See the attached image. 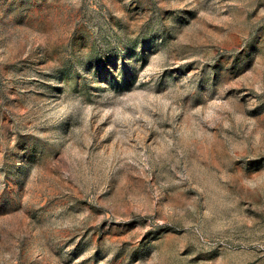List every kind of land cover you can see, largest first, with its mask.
I'll list each match as a JSON object with an SVG mask.
<instances>
[{"label": "rangeland", "instance_id": "rangeland-1", "mask_svg": "<svg viewBox=\"0 0 264 264\" xmlns=\"http://www.w3.org/2000/svg\"><path fill=\"white\" fill-rule=\"evenodd\" d=\"M0 264H264V0H0Z\"/></svg>", "mask_w": 264, "mask_h": 264}]
</instances>
